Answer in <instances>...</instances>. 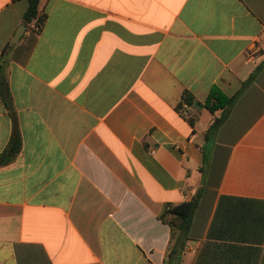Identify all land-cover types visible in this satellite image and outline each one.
Returning <instances> with one entry per match:
<instances>
[{
    "label": "crops",
    "instance_id": "1",
    "mask_svg": "<svg viewBox=\"0 0 264 264\" xmlns=\"http://www.w3.org/2000/svg\"><path fill=\"white\" fill-rule=\"evenodd\" d=\"M27 9L0 0V264H166L194 200L180 264H264V0Z\"/></svg>",
    "mask_w": 264,
    "mask_h": 264
},
{
    "label": "trees",
    "instance_id": "2",
    "mask_svg": "<svg viewBox=\"0 0 264 264\" xmlns=\"http://www.w3.org/2000/svg\"><path fill=\"white\" fill-rule=\"evenodd\" d=\"M27 2L28 9L24 16V23L26 25H31L34 23L35 28L40 30L46 21V15L40 13L41 0H27ZM231 102V98H228L227 96L221 94L219 90L214 89L206 102V106L211 111H214L215 109L226 108L230 106ZM195 103V98L190 93L186 92L183 95L178 109L179 111H181L185 104L189 106H195ZM190 123L193 125L192 120H190ZM218 123L219 121H216L213 127H215ZM21 147V136L19 133V129L16 126L10 145L0 156V166L7 165L13 162L19 154ZM196 205V200L183 203L179 206L167 210L162 216V219L167 221L172 227L171 246L167 254L166 264H180L182 259V249L185 246V238L191 226L192 217Z\"/></svg>",
    "mask_w": 264,
    "mask_h": 264
},
{
    "label": "water",
    "instance_id": "3",
    "mask_svg": "<svg viewBox=\"0 0 264 264\" xmlns=\"http://www.w3.org/2000/svg\"><path fill=\"white\" fill-rule=\"evenodd\" d=\"M22 27H23L24 30L20 29V30L17 31V33L15 35V38H14V41H19L21 36L23 35L26 27L25 26H22Z\"/></svg>",
    "mask_w": 264,
    "mask_h": 264
},
{
    "label": "built area",
    "instance_id": "4",
    "mask_svg": "<svg viewBox=\"0 0 264 264\" xmlns=\"http://www.w3.org/2000/svg\"><path fill=\"white\" fill-rule=\"evenodd\" d=\"M171 209V208H168V210Z\"/></svg>",
    "mask_w": 264,
    "mask_h": 264
}]
</instances>
